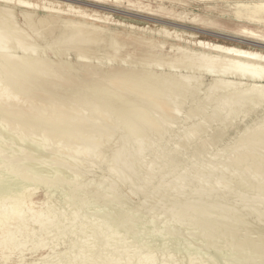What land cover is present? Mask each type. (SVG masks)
I'll return each instance as SVG.
<instances>
[{
  "label": "bare ground",
  "instance_id": "bare-ground-1",
  "mask_svg": "<svg viewBox=\"0 0 264 264\" xmlns=\"http://www.w3.org/2000/svg\"><path fill=\"white\" fill-rule=\"evenodd\" d=\"M87 1H89L91 4H95V5L102 6V7H106L108 5H114V6L128 5V6H133V7L138 8L139 11H147L150 14L162 16L163 18H169V19L178 18L184 22L198 24V25L199 24H209L212 27H216V28L219 26H222V24H220L216 21L207 19L202 14H199L197 12L188 11L187 9H184L182 11H177V9L175 7V4H178V3H183V4H187V5H190L193 3H199V4L204 5V7L208 11H210L212 14H214L215 16H220L223 19H225L226 20L225 22H227L228 24H233L235 22L236 27L233 30L235 33V36H233V37L235 39H238L239 41H242V42H248L254 46H260V47L264 48V0H87ZM45 3L50 4V6H46V4L41 6L38 2L36 3V2H33L32 0H0V123L2 124L1 126H3L2 128H5V130H6L4 132V135L6 137H8V138H6L7 140L15 137L12 140V141H15L16 137H17V140H19L18 142L21 141L19 144L24 143L23 145H26L25 149H23V147L21 149H19L16 146V148H18V151L20 152L19 153V152L12 151L13 148L15 147L14 146L15 143H18V142L15 141V143L13 142V144L8 142V145H6L7 147H5V148H8V147L12 148L14 146L12 148V150H10V151H12V153L14 152L15 154L11 155V154H8L10 151L4 148L5 144H7V142L6 143L2 142V143H4V146L1 149H4V150H2V152L0 151L2 153V154L0 153L2 155V157H0V158L2 159L3 156L4 157L6 156V154H8L7 155L8 158H9V156H11L9 159L7 158L6 161H5L6 158L2 159V160L11 169V172H13L16 175L14 179L22 182V185L19 187H16V188H12L11 191H8L5 199L3 200L2 204L0 205V228H1L0 249L8 248L10 250L12 247H14L15 242H17V241H15L16 235L13 231V224L18 222L22 226L25 225L24 221L26 219H28L25 217L26 212H28L30 215L29 216L27 213L28 217H30L31 219L34 218L35 221H37L38 218L44 212V210H42V209L37 210L35 208V205H34L35 202H34L33 197L36 194V190L38 192V186L39 187L41 185L47 186V188L50 187V189L53 188L54 186H57L59 189H61L58 185L59 182H64V181L65 182L66 181L67 182H69V181L73 182V181L77 180L74 177L75 176L77 177L81 172L86 170L85 168H87V172L89 171V173H90V170H88V168H89L88 166H91V165H89V164L87 165V162L86 163H83V162L90 160L89 162L91 163L92 162L91 160H93V159H95V161L97 159L99 162L100 161L110 162L109 163L110 168H107V169L111 170L110 172L113 171V174L111 173V175L115 176L118 174V176H116V178L119 179L121 177V179L125 180L122 182L127 184L126 181L131 180L130 175H132V173H133V175L136 174L135 173L136 169L134 168V167H136L135 165H138L139 163H140V165H142V162H140L139 159H134V157L138 158L140 155L143 156V153L145 152V150L147 152V150H149L151 148L150 151H152L153 147L155 150L156 145H159L162 141L164 142L163 139H165L167 133L170 131L171 124L172 123L174 124L173 120L174 119L176 120L177 115H179L182 112L181 111L180 113H178L180 111V107H183L182 105L184 104L185 98H187V95L189 93L193 92L194 89L198 88V86L196 87L194 85V83L192 82L194 80V78H196L197 76L193 75L194 78L192 79V77H191L192 75L187 76V75H183L182 73H181L182 75H179V74H176V73L174 74L171 72H169V73L157 72L156 70L151 68L152 65H155V66L158 65L157 67L160 68L159 66H161V64L165 63V64H169V68H170V67H175V65L178 63H181V64L184 63V65L180 64L181 66H185V63H187V65H191L193 67L197 66V69H198V67H201V69H202V67H204L207 71L210 72V74L217 76L213 80V82L211 83V86L208 87L209 91L212 92V94L209 92L210 95L208 94L209 96L207 95L208 98L206 99L207 100L206 102H209V103L212 102V104H213V102L216 103V106L214 107L212 114L208 116V119L211 121H213V119H215L216 121H219V119H216V118L220 116L219 118L223 117V119L224 120L226 119V122H227L229 117L231 119L233 117V116H226V115H229V112L233 115L235 114L238 116V113L236 114L234 112L236 110H237V112L242 110L240 107L247 106V108L249 107L251 109V108L255 107L256 105H258L262 102L264 103V51H262V50L246 48V47H242V46H238V45H228V44H223V43H219V42H212V41H208V40L198 39V40H195L192 44L199 46L200 48H202V50H195V49L191 48L190 45L184 46L181 44H170L171 51L174 50L177 53L174 54L173 56L166 57L164 55V53H162V52L151 53L152 49L155 47H159L160 49L165 48L166 43L161 42V41H156L153 38H147L143 33H139L140 30H145L146 26H141V25L129 23L130 28H133L134 30L125 34V33H121L120 31H117L115 29H111L110 27L104 26L102 24H98L97 21L103 22V20H100L102 17L99 16L97 13L91 14L81 7H76L75 5H73L71 3H67L69 11H73V12L77 13L78 16H80V18H82V19L66 18L63 15L64 11L62 10V8L56 7L55 3L59 4L60 3L59 1L54 2L52 0H45ZM167 3L171 6L167 5ZM91 4H89V5H91ZM153 4L154 5L156 4V8H153ZM98 6H96V7H98ZM41 7H43L44 9L47 7L48 9L46 8V10H49V12L40 15L38 9H40ZM18 8H20V12L17 11ZM98 8H100V7H98ZM126 14H127V12H126ZM132 15H134V14H132ZM137 16H139V15H137ZM20 17L24 21L22 25L20 23ZM109 18L110 17H105V19H109ZM90 20H92V21H90ZM116 22L120 23L119 21H116ZM180 27H181V25H180ZM224 27L228 28L227 26H224ZM57 30H59V33L55 38H52V40H49L44 35V34H49V33L51 34L52 32H55ZM147 30L149 32H153L152 28H149ZM159 33H167L170 36L176 37L180 42L186 41V39L183 38V36L177 30L171 32V31H168L166 29H162L159 31ZM159 33H157V34H159ZM34 35L41 36V37L43 36L46 39L45 40L42 37L45 40L44 44H42L41 42L36 40ZM120 35H123V37H125L124 40H126L128 42L132 41L133 43H135L139 46L140 49L138 50L137 54L129 53V54H127V56H119V54H117V52L119 50L118 49L119 45L121 43H119L115 38L117 36H120ZM222 37H223V35H222ZM101 41L106 42L104 44L105 46L110 47L112 49L114 48L115 52L113 54L110 53L107 55V57L106 56L105 57L109 61H117L118 62L117 67L107 68V67L103 66L102 65L103 62L101 60L102 56L101 57L98 56L100 63H99L98 59H96L99 64H93V63L90 64V63L80 62V61L73 62V61L68 60L69 57L68 58L65 57L66 53H68V52L70 53L71 50L72 51L74 50L76 52L77 56L79 58H83V59L94 58V57H97V55H102L103 54L102 52L104 49L102 46H100ZM47 50L53 51L54 52L53 54H55L56 57L52 58L47 53ZM116 50H117V52H116ZM145 50L149 53V55L146 58L147 61L142 62V63H140L138 61L140 63V65H138L136 63H132V57L134 55H137V56L141 55ZM133 61H135V60H133ZM125 63L127 64L126 66L124 65ZM180 65L175 67V68L176 69H180V68L182 69L183 67H180ZM191 66L190 67L188 66L189 69L191 68ZM178 67H180V68H178ZM161 68L163 69V66H161ZM186 68H184V69H186ZM204 68L202 70H205ZM189 69H188V71H189ZM173 70H174V68H173ZM195 70H191V71H195ZM199 71H201L200 68L198 69V73H199ZM204 73H206V72H204ZM201 76L198 77L197 81H201L200 80ZM197 81H195V84L197 83ZM198 84H200V83H198ZM202 84H204V83H201V85ZM201 87L198 89L201 90ZM208 88H206V89H208ZM198 89H197V91H198ZM210 89L213 91H211ZM218 90L219 91L223 90V91L221 93H217ZM197 91H194V92L197 93ZM193 95H195V94H193ZM204 95H206V94H204ZM192 97L193 96L191 95V98ZM205 98H206V96L203 99H205ZM198 101H199V99H198ZM194 104H195V102H194ZM195 105H196L195 107H193L190 111H188V112H190V114L188 113V115H187V116L193 115L192 117L194 118V120H195V118L199 117L197 114L202 112V108H203L202 106L203 105L205 106L206 104H205V102L204 103L201 102V103H198ZM210 105H211V103H210ZM208 107L210 108L209 105H208ZM208 107H207V109H208ZM244 109L246 110L245 107H244ZM224 111L225 112L227 111L228 114L224 115L223 114ZM206 112L208 113L209 110H206ZM207 113H204L205 116L208 115ZM185 114H187V113H185ZM185 114H184V116H185ZM194 115H197V116L194 117ZM244 116L246 117V115H244ZM177 118H179V117H177ZM189 118H191V117H189ZM189 118L188 117L186 118V116H185V119L186 120L188 119L187 121H189ZM205 118L206 117H204V119ZM197 119H199V118H197ZM208 119H206L205 121H202V122H201V120H200V122L197 120L198 122L195 124L193 123L194 125H192L188 130L185 128V130H187V131L185 133L183 132L185 135L184 138H188V139H186L188 141H189V139H191V140L195 139V141H198V143L200 140L201 145H205L206 140L204 141L202 139L201 133H202V131L204 133V130L206 131V128H207L206 126H208V125L212 126V122H211V124H209L210 121ZM182 120L183 119H181V121ZM221 120H222V118H221ZM233 120H231L232 123H233ZM260 120H263V118ZM214 122L215 121H213V123ZM226 122L224 121L223 123L225 124ZM258 122H261V121H258ZM186 123H188V122H185V124ZM221 123H219V124H221ZM216 124H217V122H216ZM262 124H263V122H262ZM177 125H178V123H177ZM174 126L176 127V124ZM225 126L226 125H224V127ZM253 127H255V128L251 127L252 129H246L244 132L242 131L243 133L241 136H239L238 140L233 141L234 144L231 145L232 147L229 146L230 150L227 149L228 151H230V153L227 151L228 152L227 154H231V152H232L231 155H227V156H229V159L230 158L232 159V162L229 163L228 157L226 155H224V156L227 157L226 159H227L228 165H230V164L232 165V163H233V165H235V168H237V169H239V168L242 169L243 166H245V168L243 169L245 171L253 168L254 171H252V173H250V174L254 175V178H255V176H256V178H258V177L263 178V176H264V124L263 125L260 124V126H258V124H257V127L256 126H253ZM217 129H220V128L217 127ZM0 130H2V129H0ZM207 130H209V129H207ZM210 130H212V129H210ZM182 131H184V130H182ZM182 131L180 129L179 132L182 133ZM170 132H172V130ZM221 133L222 132H217V134L212 139V143L221 140L222 135H223ZM0 135H2V133ZM4 135H3V137H4ZM212 135H213V132H212ZM176 137L178 138L177 134H176ZM1 138H2V136H1ZM179 138H181V137L179 136ZM184 138H182V139L184 140ZM232 138H235V135ZM170 139H172V138H170ZM3 140H4V138H2V141ZM170 141H168V142H170ZM172 142H170V144ZM185 142H187V141L184 140V144H185ZM9 143L12 144L13 146L12 147L9 146ZM129 143L132 144L130 149L127 148V145ZM178 144H180V143H178ZM184 144L180 145L181 149H183V150L186 149V148H182L183 146L185 147L186 144L185 145ZM167 145H168V143H167ZM176 146H178V145L176 144ZM164 147H168V146L164 145ZM174 147H175V145H174ZM179 147H177L178 149L175 148V151L171 152L170 154L168 152L169 156L167 157V160L169 159L167 164H169V162L171 161L173 164L170 162L171 163L170 166L174 165L173 169H175V170L181 164L180 160L178 159L179 153L181 152ZM223 147H227V146H223ZM160 148H161V146H160ZM165 149L167 150V148H165ZM165 149H163V150H165ZM5 150L7 152L8 151L9 152L4 153V152H6ZM157 150H159V148ZM166 150H165V152H166ZM219 150H221V149H219ZM210 151H211L210 153L213 152L212 150H210ZM222 151L226 152V150H223V149H222ZM159 152H160V150H159ZM221 152H219V153L221 154ZM155 153L157 154V152H155ZM196 153H199V152L196 151ZM149 154H153V153H149ZM64 155H67L68 158L70 157L69 158L70 160L72 158V161H73V159H74V161H76V160L80 161V159H81V161L83 160L82 162H79V165H76V166L80 167L82 165V168L84 167L83 168L84 170L80 171L82 169L81 167H80L81 168L80 170H79V167L77 169H75L76 167H74V169L76 171L71 170L73 167L70 169L71 166L69 167L67 165H71L72 161H69L68 158L66 159V157ZM158 155H157V157H158ZM142 156H140V157H142ZM163 156L164 157H162V158H164V160H166V158H165L166 155H163ZM208 156L210 157V155H208ZM214 156L216 158V159L214 158V161L217 160V158L219 160L220 155H218L219 157H216V153H215ZM221 156L223 157V154ZM184 157H186V156L184 155ZM48 158H51L50 160L53 163L52 164L50 163V164L52 166H49L50 164L49 165L47 164L50 162ZM203 158H204V155H203ZM44 159H48L49 162L46 163L45 161H47V160H44ZM65 159H66V162H65ZM144 159H146V158L144 157ZM144 159L142 158V161ZM158 159L157 160L154 159V161L152 159L151 161H153L154 163L155 162L157 163L158 161L163 160V159L162 160H158ZM212 159H213V156H212ZM212 159H211V161H212ZM67 160L69 161V164H67ZM147 160H149V158ZM204 160H206L208 163L209 159H204ZM36 161L39 164H36L35 163ZM78 161H76L77 164H78ZM220 161H222V163L225 162V161L223 162V158ZM137 162H138V164H136ZM145 162H143V164H145ZM190 162H192V160ZM212 162H210L211 164L210 163L209 164L213 165ZM75 163H73L72 166H75ZM80 163H81V165H80ZM160 163L161 162L158 163L159 164L158 166L162 165ZM186 163H188V162H186ZM198 163H199V161H198ZM207 163H206V165H207ZM93 164L94 163H92V166H93ZM103 164H104V162H103ZM155 164H151V165H155ZM192 164L194 165V163H192ZM201 164H202V162H201ZM215 164H217V162H215ZM83 165H85V166H83ZM140 165H138L137 167H140ZM193 165L191 167L190 166L189 167L192 169ZM217 165H219V164H217ZM224 165H226V164H224ZM231 165L229 166L230 169L233 168V166L231 168ZM92 166H91V168H92ZM116 166H118V167H116ZM142 166H145V165H142ZM149 166L150 165H148L147 167L149 168ZM163 166H164V164H163ZM196 166H198V165H196ZM202 166H203V164H202ZM220 166L221 165H219V167ZM145 167H142V168H145ZM185 167H188V166H185ZM206 167H209V166H206ZM213 167H209V168H213ZM229 167H227V169ZM146 168H145V170H146ZM151 168H153V167H151ZM154 168H156V167H154ZM158 168L159 167H157L156 171L159 172L160 168L159 169ZM164 168L168 169L167 167H164ZM92 169H91V171L94 170V169L93 170ZM122 169H124L128 173H126V172L120 173V170H122ZM204 169L207 170L208 168H204ZM213 169L212 170L210 169L212 171V174L211 173L210 174L215 179V177H214L215 174L213 175V171H215V173H216L217 170H213ZM219 169L217 172H219ZM225 169L226 168H224L223 171ZM237 169H235V170H237ZM77 170H79L80 172L79 171L77 172ZM140 170L143 171L144 169L143 170L140 169ZM151 170H153V169H151ZM175 170H174V172H175ZM201 170H200V172H201ZM177 171H180V168ZM195 171H194V173H195ZM242 171H235V172H237V173L240 172V175H242L240 177L242 178L243 174H244V173L241 174ZM87 172H85V173H87ZM114 172H115V175H114ZM136 172L138 174V171H136ZM143 172L149 173V171H147V172L143 171ZM174 172L173 173L170 172L169 174H171V175L167 174V176H172V174H174ZM182 172L184 173V170ZM190 172L191 171H189L188 173L190 174ZM203 172H201L202 175H203ZM207 172H209V171H207ZM225 172H226V175L230 174L229 171L225 170L223 173H225ZM230 172H232V170ZM249 172H251V171H249ZM249 172H247V173L249 174ZM92 173H94V172H92ZM157 173L155 172V174H157ZM72 174H75V175L73 176ZM137 174L134 177H137L138 176ZM177 174H178V172H177ZM207 174L208 173H206L205 177L210 176V174L209 175H207ZM216 174L218 175V176H216L218 178L220 176V173L219 174L216 173ZM232 174L233 173H231V175ZM71 175L73 176V178L75 180L73 179V181H71V179H72ZM133 175H132V178H133ZM142 175H141V177H143ZM174 175H176V174H174ZM183 175H180V176L182 177ZM186 175L182 177L183 179L179 178V179H182V180H179V181H182V184H183V181H184V178L186 177ZM202 175L199 174L198 176H196V178H198ZM226 175L225 176L223 175V176L226 177ZM228 175H227V181H229ZM245 175H246V173L244 174V177H245ZM147 176L151 177L150 174H147ZM162 176L166 177V174H164ZM162 176H161V179L162 178L164 179V177H162ZM178 176H176L177 180H178V178H177ZM233 176L234 175H232V177L229 178V179H231V181L234 179L237 181L236 178H238V179L240 178L237 175L235 177H233ZM246 176H248V175H246ZM145 177H146V175L143 178H141L142 179L141 182H143V179ZM149 177H147V178L149 179ZM152 177H153V174H152ZM194 177L195 176H193L191 178V176H190L189 178L193 179ZM224 177L221 178L222 181H223V179H226ZM77 178H79V177H77ZM94 178L96 179V177H94ZM107 178L108 177H106V180L104 179V183H106ZM112 178H115V177H112ZM138 178L140 179V175ZM138 178H136V179H138ZM147 178L145 180H147ZM154 178H156V177H154ZM173 178H172V180H170L171 182H173ZM189 178L187 175V178H185V179H189ZM201 178H203V177H201ZM207 178H209V177H207ZM207 178H204V180L205 179L207 180ZM217 178L215 181L218 180ZM232 178H234V179H232ZM262 178H261V180L257 179L258 180L257 182L260 181L261 185H262ZM168 179H169V177H168ZM176 179H174V180L176 181ZM249 179L251 180V177L250 178L248 177L247 180H249ZM253 179H252V181H254L253 183H255L256 180H253ZM140 180L139 181L137 180L139 182V184L141 183ZM199 180L201 181L200 178H199ZM209 180H208L209 184H211L213 179L209 178ZM241 180L244 181L243 179H241ZM241 180L239 179V181H240V182L238 181L239 184L240 183L242 184ZM110 181L114 182L115 180L114 181L110 180ZM133 181H134V178H133ZM133 181L132 182L129 181V184L133 183ZM137 181L135 182L136 184L138 183ZM170 181L168 180L169 185L170 184L172 185V183H170ZM185 181L187 182L188 180H185ZM197 181L198 180H196V182ZM222 181L219 179L215 183L216 184L218 183L220 185H221V183H223V185L224 184L226 185V181L225 180H224V182H222ZM236 181L235 182L233 181V183H235V185H237ZM102 182H103V178H102ZM147 182H150V181L148 180L145 183L147 184ZM159 182H160V180H159ZM161 182H166V181L163 180ZM186 182H185V184H186ZM193 182H194V180H193ZM203 182L204 181L202 179L201 185L197 183V186L202 187V184H205V185L207 184V183H205V182L203 183ZM248 182H246V184ZM251 182H249V186L244 185L242 187L243 188L248 187V189H249ZM135 183H133L131 185H134ZM177 183H178V181H177ZM190 183H192V181ZM229 183H230V181L227 183V185ZM233 183H231V184H233ZM256 183H255V185H256ZM114 184H116V182H114ZM139 184H137V185H139ZM161 184H163V186H165L164 184H166V183H161ZM182 184L179 183V185H182ZM239 184H238V186L240 187ZM32 185L35 186L33 189H32V187H33ZM157 185H159V184H157ZM169 185H167L168 186L167 188H166V186L163 187V190H164V188H166L165 189V191H166L169 188ZM179 185H177V186L175 185L176 186L175 187L176 189H174L175 191L178 189L177 187H179V188L181 187ZM190 185L191 184H189V186ZM213 185H214V182H213ZM213 185H211L212 188H213ZM223 185H222V187L225 188V185L224 186ZM261 185H259L260 191H261V189L262 190L264 189L263 185L261 188ZM146 186L148 187L149 185H146ZM189 186L187 185V186H183V187H188L187 189L192 188V187L189 188ZM195 186H194V188H195ZM207 186H208V184L206 185V187ZM238 186H237V188H238ZM252 186H253V184H252ZM161 187H162V185H161ZM171 187H173V186H171ZM171 187H170V189H173ZM198 187H196V189ZM206 187L205 188L199 187L200 189H198V190L201 191V190L205 189L206 191H208V189H206ZM218 187L220 189V186H218ZM227 187L231 188V185L226 186L225 189H227ZM194 188H192V189L195 191L196 189H194ZM212 188H211L212 192L217 189V188L215 189V187H214L213 189H215V190H213ZM235 188H233V189H235ZM256 188L259 191L258 186ZM256 188H255V190H256ZM150 189L151 188H149V190ZM159 189H160V187H159ZM159 189L156 190V188H155V191H157L158 193L159 192L163 193L162 191H158ZM180 189L182 190V188H180ZM219 189H217L218 191H216L215 193L216 194L220 193V195H221L220 191L222 189H220V190ZM244 189H241V191ZM248 189H245V190H248ZM179 190L177 192H179ZM229 190H230L229 193H233V191H234L233 190L231 192V189H229ZM235 190L237 192V189H235ZM255 190H253V191H255ZM61 191H62V189H61ZM63 191H65V190L63 189ZM63 191H62V193H63ZM153 191H154V188H153ZM175 191H173V192L175 193ZM203 191H202V193H203ZM206 191H204V192L206 193ZM211 191H209V192H211ZM223 191H222V194L224 193ZM225 191H227V190H225ZM238 191H240V190H238ZM249 191H251V189H249ZM260 191L256 192V193H261L264 190L261 192ZM157 192H155V193H157ZM182 192H183V190H182ZM182 192H181V194H183L184 192L186 193V191H184L183 193ZM187 192H188V190H187ZM190 192H189V197H190V195H192ZM196 192H198L200 194L199 191H196ZM242 192H244V194H246V193L248 194V192H246V193H245V191H242ZM150 193H152V192H150ZM171 193H172V191H170V194ZM179 193H178V195H179ZM185 193L183 194V196L185 195ZM198 193H194L195 195L193 194V196H196ZM229 193H226V196L229 195ZM253 193L251 194V192H250V194H251L250 196H252ZM166 194H167L166 192H164L163 195L160 194L161 197H159V198H162L164 196L163 197L164 201H167L168 199L167 200H165V199L168 198L170 195L168 193V196L166 197ZM175 194H177V193H175ZM181 194L178 197L173 195V194H171V195L179 198L182 196ZM186 194H188V193H186ZM208 194H211V196H206L205 201L210 203L211 197H213L212 196L213 193H208ZM237 194H233V195L230 194V196H228V197L230 198L232 196L231 198H235V200H240V199L245 200L244 198L249 197V196H246V197L243 196V198L239 197V196L235 197V195H237ZM242 194L243 193H241V195ZM202 195L203 194L200 195L201 198H199L200 197L199 195L196 197L199 199H204V197L202 198ZM109 196H111V195H109ZM193 196H191V197H193ZM216 196H218V194ZM104 197L108 200V197H106V196H104ZM171 197H169V198H171ZM174 197H173V199L175 200V202L176 201L179 202L180 199L176 200V198H174ZM187 197L188 196L186 195L185 198H187ZM209 197H210V199L208 201L207 198H209ZM220 197L222 200V195ZM238 197L240 199H238ZM256 197H259V196H256ZM159 198L156 199V201L159 200ZM181 198H183V197H181ZM185 198H184V200H185ZM193 198H195V197H193ZM197 198H195L196 201H197ZM223 198L226 199L224 194H223ZM259 198H257V199H259ZM173 199L171 201H173V204H174L175 202ZM228 200L229 199H227V201ZM259 200H261V199H259ZM51 201H53V200H51ZM104 201H106V200L104 199ZM110 201H113V200H110ZM161 201H160V203L159 202L158 203L161 204ZM171 201H170V205H171ZM187 201H184V202L187 204L191 202L193 204L192 200L190 202H187ZM203 201L199 202V204H197V203L193 204V205L189 204L190 206L183 202V204L187 205V207H185V205L183 207L182 206L183 204H181V205L179 204V203H182L180 200L179 203L178 202H176L177 204L175 203L176 206L177 205L179 206L178 208H176L175 205L171 206V208L174 207V209H176L175 213L173 212V210H174L173 208L171 209V208H167V207L166 208L168 209L169 213H168V211H165V210L163 211L162 207H160L161 208L160 210H162L163 213H161V211H159V212H160V214H164V212H165L166 218L168 216V218H167L168 220H169V218L173 219V217H175V216L178 217V220L174 219V222L172 219H171V221L169 220V223H172V222L175 223V220H176V222H177L176 225H180L183 221L182 220L183 218L184 219H185V217L189 218L188 215H191V214L196 215L197 214V216H198L197 219L193 217L194 219H196V220L193 219V221H195L197 224H199V226L202 225L203 226L202 228H204L206 233L209 231L205 228L211 229L212 234H213V232L216 233L217 231L212 232V229L214 230L215 228L218 227V223L219 224L221 223L222 224L221 225L222 226V228H221L222 233L231 234L228 236L229 238H230V236L237 238L234 235L238 236V234H239L237 232V230L239 231L238 228L241 227V229L243 230L244 224L247 223V225H245V226L247 229H249L250 233H248V230H247L246 235H244L245 233L243 234V236L239 234L240 237L237 240H235L233 238L234 241L232 240L233 243H232V245H230L232 247V249H230V247H229V250L226 248V250H228V251H226V250L222 251V248L224 249V246L220 250V246L218 247L217 246L218 244L216 245V243L218 242V239H221V237L218 238V236H217V238H218L217 242L215 241V243H214V241H213L214 236L212 235L213 239L212 238H210V239H212V241H213L212 243L216 245V246L214 245L216 247V248L214 247V249H216L215 250L216 253H214V254L219 256L220 258L224 259L226 261V264H264V228H263L264 224H262L263 223L262 222L263 215L260 214L261 209L259 211L260 207L264 208V205L260 206V205H262L263 202L259 201L260 207H258V208H254L257 206L253 207L256 211L258 210L257 213L259 212V214H260V216H259V214L257 216L262 217L259 220L262 222L261 224L263 225V227H262V225L261 226L259 225L260 227L258 229L260 231V234H255L253 231H251V228H252V224L256 223L257 220L256 221L250 220L251 222L254 221L252 224H250L251 222L248 223V221H247L248 219H251L252 217H254V215L256 216V214H257L255 212L254 215L251 216V214H253V211H251V210H254L252 207H250V208H252L251 210L249 209V207H246L250 211L245 209L244 208L245 203L243 202L244 205L242 203L241 206L243 205V208L245 210L249 211V212H246L244 209H242V207L235 209V207H233L234 205L231 204L232 203L231 202L230 203L231 204L230 209L233 208L236 211V210L241 208L240 210L246 212L245 214L251 213V214H248L250 216L249 218L247 217L248 215H246V216H244L245 214L240 215L239 219H242V217L244 216L245 220H246V217H247V220H246L247 222L244 221V218L242 220H236V222H234V223L231 221L228 222L229 220H227V219H228L229 215L227 214V218L225 216V214L228 212L224 213V208L222 206L223 209L221 207L220 208L222 209V213H223V216L225 217V220H224V217L221 215L222 214L221 213L220 216L223 217V219H222L223 222H220L221 217L220 218L218 217L220 220L218 223H216L217 222L216 219H218V218L215 217L214 218L215 220H214L212 218L213 216H212L211 212L214 211V208H215V210H217L218 206L216 207V205H218V203L216 201H218V199H216V201L214 200L216 202V204L215 203L212 204L215 206H211V207H210V204L207 207V205H205L206 202L204 201V204H203L202 203ZM232 201H233V199H232ZM249 201H252V200H249ZM154 202H155V198H154ZM221 202H220V204H221ZM248 202H246V203L248 204ZM256 202H258V201H256ZM256 202H253V203H256ZM48 203H49V201H48ZM167 203H169V202L167 201ZM167 203L164 205H167ZM200 203H202V204H200ZM211 203H212V201H211ZM226 203L228 204V202H226ZM226 203L224 205L229 208L230 205L228 206ZM234 203H235V201H234ZM239 204H240V202H239ZM161 205H163V203ZM252 205H255V204H252ZM252 205H250V206H252ZM53 206H55V205H53ZM89 206L92 208L93 205L91 206L89 204ZM96 206L97 205H94L93 207L95 208ZM238 206L239 205L237 204L236 207H238ZM49 207H50V205H49ZM228 208H225V209L231 211ZM123 209L121 208V210H120L118 208V210H114V212H112L113 211L112 210L111 214H109L110 220H107V221H103L101 219L99 222L100 215L95 214V216L99 215V217L96 216L99 219L98 220L96 219L97 220L96 222L94 221L95 225L93 227L94 228L93 229L94 235L96 234L95 237L98 239L97 243L100 242L101 240H103L102 242H106V244H107L106 240H108L110 235H112V232H113L112 229L113 228L115 229V230L113 229L114 232H116V230H117L116 233H118L119 231L127 232V230H128L127 233L130 234L131 232L134 231L133 226L135 227V225L132 223V221L134 219H131L129 217L132 213L128 212L130 215H127V214L121 212V211H123ZM169 209L172 210L171 212H173V213H171ZM211 209H213V211ZM221 209H219V210H221ZM56 210H59V207L56 208ZM64 210L65 209H63V210L61 209V211H63V212L67 211V210L66 211H64ZM89 210H91V209L89 208ZM158 210L159 209L156 210L157 213H159ZM61 211L58 212V214H61ZM238 211H236L237 214H238ZM262 211H264V210H262ZM51 212H54V210ZM78 212H77V214H80V212L79 213ZM166 212L169 215L170 214L171 215L175 214V215H172L173 217L172 216L169 217V215ZM186 212H191V214L186 213ZM193 212H195V213H193ZM219 212H218V214H219ZM231 212H233V211H231ZM66 213L68 216V212H66ZM82 213L84 215V212H82ZM49 214H50V212H49ZM58 214H56V212H55V215L58 216ZM160 214H157V216ZM218 214H217V212H214L213 215L218 216ZM229 214H230V212H229ZM232 214L234 215V213H232ZM241 214H243V212H241ZM50 215L53 216V213ZM76 215H75V217H76ZM80 215H82V214H80ZM91 215H93V214H91ZM210 215L212 217H210ZM52 216H51V218H52ZM160 216H159L160 219H164V221H166L164 218L165 215L162 217H160ZM238 216H239V214H238ZM238 216L235 215L236 218H233L234 221H235V219H238ZM46 217H48V216H46ZM46 217H45V219H46L45 221L47 223H45V225L43 224L44 226H41L42 223L40 224V226L42 227L41 232H44L45 231L44 228H47L45 226L49 224ZM87 217H88V215L86 217H83V219L84 218L87 219ZM132 217H134V216H132ZM49 218H50V216H49ZM62 218L64 219V217H62ZM77 218L78 217H76V219ZM92 218H93L92 216L88 217V219H92ZM256 218L258 219V217H256ZM54 219H55V217H54ZM85 219L84 220L80 219L82 221L83 225H84V223H86ZM88 219L86 221H89ZM189 219H186V220L190 221L192 218L190 220ZM60 220H61V218H60ZM60 220H59V223H60ZM78 220H79V218L77 219V223H78ZM129 220L131 221V223L129 222ZM186 220H184V221H186ZM230 220H232V219H230ZM29 221H30V219H29ZM54 221H52V222H54ZM73 221L71 223L69 221V225H71L73 223ZM81 221H80V223H81ZM238 221H240V223H241L239 225V227H238V225L236 226ZM260 221H258V223ZM55 222L58 223V219ZM178 222H181V223H178ZM64 223H66V222L64 221ZM74 223L76 225L79 224V223L77 224L76 221ZM87 223L85 225H87ZM187 223L188 222H186V224ZM33 224H35V223H33ZM60 224H62V226H63L62 221ZM75 224H74V227H76ZM162 224H163V228H164V225L166 223L164 222ZM184 224H185V222H184ZM51 225H52V223H51ZM51 225L49 224L50 228H52ZM64 225H66V224H64ZM79 225L81 226L82 224H79ZM248 225H250L251 227ZM49 226H48V228H49ZM71 226L69 227L70 230L72 229ZM87 226H89V224ZM159 226H160V224L159 225L157 224V228L160 229V227H161V229H162V226H160V227ZM169 226H172V224H170ZM173 226H175V225H173ZM190 226H192V225L190 224ZM194 226H192V227L194 228ZM199 226L198 227L196 226V228L200 229ZM221 226L219 225V227H221ZM23 227L25 228V226H23ZM78 227H76V228H78ZM123 227H124V230L126 229L125 231L119 230ZM175 227H178V226H175ZM181 227H183V226H180V229L179 228L178 229L181 230ZM55 228H57V226ZM140 228H142V227H140ZM185 228H187V225L185 226ZM189 228L191 229V227H189ZM246 228L244 227V229H246ZM42 229H44V230L42 231ZM58 229H62V228L58 227L57 230ZM165 229L169 230L168 228H165ZM175 229H177V228H175ZM219 229H217L218 230L217 234H219V231L221 232V230H219ZM73 230L76 231L78 229L73 228ZM79 230H80V228H79ZM130 230H131V232H129ZM163 230L164 229H162L161 232ZM224 230L226 232H223ZM242 230H240V231L242 232ZM54 231H56V230H54ZM60 231H63V229ZM110 231H112L111 234H109ZM194 231H195V228L193 230V233H194ZM197 231H200V230H197ZM32 232H33V230H32ZM41 232H39V233H41ZM46 232H47V234L49 233V231H47V230H46ZM72 232H74V231H72ZM134 232H133V234H135ZM183 232L184 231H182V233ZM202 232L203 231H200V233H202ZM205 232H203V233H205ZM236 232L238 234H235ZM22 233L23 232H21L20 234H22ZM61 233H63L61 235L63 237L66 234L65 232H61ZM67 233H68V231H67ZM69 233L71 236L73 235V234H71V232H69ZM127 233H125V234H127ZM139 233L141 234V232H139ZM190 233H192V232L189 231V234ZM196 233H198V235L200 234L199 232H196ZM189 234H184V235L189 236ZM209 234H210V232H209ZM156 235H159V234L156 233ZM161 235H164V233H162ZM198 235H196L197 238H198ZM222 235L223 234H221V236ZM112 236H111V238H113ZM203 236H204V234H203ZM206 236L209 237L211 235L206 234L205 237ZM225 236L227 237V235H225ZM121 237L122 236H120V238ZM201 237H202V235L199 236L198 241L196 240L197 243L200 242L199 240L201 239ZM226 237L223 239L225 240ZM195 238H192V239L190 238V239L195 242V240H194ZM35 239L37 240V238H35ZM40 239H42V238H40ZM66 239H67V237L66 238L64 237L63 240H66ZM126 239H128V238H126ZM202 239L204 241L207 240L205 238H202ZM231 239H232V237H231ZM215 240H216V238H215ZM80 241L82 242L83 239ZM111 241H108V242H111ZM228 241H230V239ZM37 242H38L37 244L40 243V241H37ZM205 242H202L203 244L201 242L200 243L202 245H205L204 244ZM207 242H209V240ZM210 242H209V244H211ZM219 242H221V241L219 240ZM226 242H227V240H226ZM19 243H20V241H19ZM150 243H153V242H150ZM164 243L165 242H163L164 246H161V252H163V251L167 252L168 248L171 246L170 244H166V243L164 244ZM189 243H190V241H189ZM29 244H31V243H29ZM37 244L35 243L34 246H36ZM82 244L83 243H81V245ZM230 244H231V242H230ZM17 245H18V243H17ZM109 245H111V243ZM153 245H155V244L153 243ZM183 245L184 244L182 243V246ZM190 245H191V243L189 244V246ZM220 245L222 246L223 244H220ZM23 246H24V244H23ZM75 246H76V244L74 245V247ZM78 246H80V244H78L76 247L78 248ZM179 246L181 247V245H179ZM184 246L189 247L188 243H187V245L185 244ZM192 246H193V242H192V245L190 246V248H193ZM196 246H194V247H196ZM211 246H212V244H211ZM20 247L22 248V246H20ZM25 247H27V245ZM44 247H45V245H44ZM76 247H75L74 253H76V251L78 250ZM208 247H210V245ZM15 248H17V247H15ZM18 248H19V246H18ZM183 248L184 249H183V252H181V254L184 253V251H185L187 256H189V255L192 256L191 252H193L194 250H191L189 248L191 250L190 251V250H188V248L187 249H185V247H183ZM197 248L198 247H196L195 249H197ZM217 248H219V250H217ZM34 249H35L34 252H36V249H39V247H37V248L34 247ZM103 249H104V246H103ZM132 249H134V248H132ZM165 249H167V250H165ZM169 249H171L173 251L172 252L173 254H174V252L177 253L175 251V249L174 250L172 248H169ZM198 249L200 250V247ZM148 250L150 251V253L148 252ZM151 250H153V249L152 248L147 249L144 251V253L147 251L149 254H151ZM171 250H168V253ZM212 250H213V248H212ZM73 251H71V255L73 254ZM86 251H88V250H84V252H86ZM128 251H129V253H127V254H130L131 251L130 250H128ZM198 251L196 254V258L198 257V254L200 255L202 253V252L199 253ZM81 252H82V250L79 251V253H81ZM92 252H90L92 259L93 258L97 259L96 256H99V255H97V253H99V250L97 251L96 249H94ZM123 252H122L123 255L126 254ZM20 253H22V252H20ZM66 253H68V251ZM79 253H77V254H79ZM119 253H121V252H119ZM152 253H153V251H152ZM86 254H89V253L86 252ZM102 254H104V253H102ZM122 254H121V256L123 257ZM142 254H143V252H142ZM194 254H195V252H193V255ZM203 254L204 253H202L200 255L202 257L201 258L199 257V259L203 260L204 258H206V257H203ZM205 254H209V253H205ZM244 254H245V256L246 255L247 256L244 257V261H242L241 259H242V256ZM58 255L62 256L59 253H58ZM81 255H82V253H81ZM148 255H146V256H148ZM170 255L171 254L169 253L168 257H170ZM174 255L177 257V259H179L178 258L179 255L178 256L176 254H174ZM66 256H67V254L64 255V257H66ZM70 256L67 257V259H68L67 262L70 260ZM100 256H101V254H100ZM109 256H107V257H109ZM113 256H114V254H113ZM116 256L117 257H114V258H116V260H117V258L119 256H118V254ZM77 257L78 256H75V258H77ZM84 257H86V256H84ZM87 257H88V255H87ZM122 257L120 258L121 260H122ZM142 257H140V258H142ZM189 257H187V258H189ZM207 257H208L207 258L208 262L206 264H214V263L220 264L219 260L210 256V254L207 255ZM109 258H111V257H109ZM143 258H142V262H143ZM172 258H174V256ZM194 258H195V256H194ZM99 259L101 260V258H99ZM106 259L107 258H105V260ZM133 259L134 258L132 257V260ZM172 260H173V262H171V260H170L171 264L176 262L175 261L176 259L175 260L172 259ZM187 260H189V259H187ZM194 260H191L192 263ZM78 261H79V258H77V262ZM82 261H84V260H82ZM86 261H88V260H86ZM86 261H84V262H86ZM158 261L159 260H157L155 262H158ZM162 261H164V259ZM167 261L169 262L168 258H167L166 262ZM63 262H65V260H63ZM101 262H103V261H101ZM114 262L116 263L115 259H114ZM126 262H129L128 259ZM160 262H161V260H160ZM164 262H162V263L165 264L166 262L165 263ZM53 263H55V262H53ZM53 263L51 262V264H53ZM79 263L81 264V261ZM103 263H105V262H103ZM110 263H111V261H110ZM117 263H118V261H117ZM139 263L140 262H138V264ZM146 263L148 264V262H146ZM152 263H154V261ZM189 263L190 262L188 261L187 264H189ZM47 264H49L48 261H47ZM67 264H69V263H67ZM73 264H75V262ZM84 264H86V263H84ZM91 264H93V263H91ZM95 264H97V263H95ZM98 264H99V262H98ZM122 264H124V263H122ZM128 264H130V262ZM134 264H137V262H135ZM180 264H182V263L180 262ZM196 264H198V263H196ZM201 264H202V262H201Z\"/></svg>",
  "mask_w": 264,
  "mask_h": 264
},
{
  "label": "rangeland",
  "instance_id": "rangeland-1",
  "mask_svg": "<svg viewBox=\"0 0 264 264\" xmlns=\"http://www.w3.org/2000/svg\"><path fill=\"white\" fill-rule=\"evenodd\" d=\"M33 2H38L41 6H43L44 4H46L45 3V0H32ZM52 1H54V2H57V1H59L60 3L59 4H57V3H55L56 4V7L57 8H59V7H61L62 8V10L64 11V17H66V18H75V19H82V18H80V16H78V14L77 13H75V12H73V11H69V8H68V6H67V3H71V4H73V5H75L76 7H81V8H83V9H85L86 11H88L89 13H91V14H95V13H97L99 16H101L102 18L100 19V20H103V22H98L97 21V23L98 24H102V25H104V26H107V27H110L111 29H115V30H117V31H120L121 33H129V32H131V31H133L134 29L133 28H130V26H129V23H133V24H136V25H141V26H146V31L145 30H140L139 31V33H143L147 38H153L154 40H156V41H161V42H165L166 43V47L165 48H162V49H160L159 47H155V48H153L152 49V52L151 53H158V52H162V53H164V55L166 56V57H170V56H173L174 54H176L177 52H175L174 50H172L171 51V48H170V44H181V45H184V46H187V45H190V47L191 48H193V49H195V50H202V48H200L199 46H196V45H194V44H192L195 40H198V39H203V40H208V41H212V42H219V43H223V44H228V45H238V46H242V47H246V48H252V49H257V50H262V51H264V48H262V47H260V46H254V45H252V44H250V43H248V42H242V41H239L238 39H235L233 36H235V33H234V28L236 27V23L234 22L233 24H228L227 22H225L226 20L225 19H223L222 17H220V16H215L214 14H212L210 11H208L205 7H204V5H202V4H199V3H193V4H190V5H187V4H183V3H178V4H175V7H176V9H177V11H182V10H184V9H187L188 11H192V12H197V13H199V14H202V15H204L207 19H210V20H213V21H216V22H218V23H220V24H222V26H219V27H212L211 25H209V24H193V23H188V22H184V21H181L180 19H178V18H172V19H169V18H163L162 16H157V15H155V14H150V13H148L147 11H139L138 10V8H136V7H133V6H128V5H122V6H114V5H108V6H106V7H102V6H98V5H95V4H91L89 1H87V0H52ZM83 2V3H82ZM87 3V4H86ZM89 4H91V5H89ZM167 5H169L168 3H167ZM46 6H50V4H46ZM96 6H98V7H100V8H98V7H96ZM169 6H171V5H169ZM47 8V7H46ZM46 8L44 9L43 7H41L40 9H38V11H39V14L40 15H42V14H44V13H47V12H49V10H46ZM105 8V9H104ZM109 8V9H108ZM153 8H156V4L154 5L153 4ZM48 9V8H47ZM17 11L18 12H20V8H18L17 9ZM43 11V12H42ZM118 11V12H117ZM123 11V12H122ZM66 12V13H65ZM122 12V13H121ZM126 12H127V14H126ZM19 14V13H18ZM132 14H134V15H132ZM136 14V15H135ZM137 15H139V16H137ZM141 16V17H140ZM105 17H110L109 19H105ZM146 18V19H145ZM156 20V21H155ZM90 21H92V20H90ZM108 21V22H107ZM116 21H119L120 23H117ZM163 21V22H162ZM165 21V22H164ZM23 19H21V17H20V23H21V25L23 24ZM110 22V23H109ZM117 23V24H116ZM178 24V25H177ZM176 25V26H175ZM180 25H181V27H180ZM128 26V27H127ZM224 26H227L228 28H225ZM25 27V26H24ZM149 28H152L153 29V32H149L147 29H149ZM162 29H166V30H168V31H171V32H173V31H175V30H177L182 36H183V38H185L186 39V41H179L176 37H174V36H170V35H168L167 33H159V31L160 30H162ZM203 31V32H202ZM147 32V33H146ZM58 33H59V30H57V31H55V32H52L51 34L49 33V34H44L49 40H52V38H55L57 35H58ZM157 33H159V34H157ZM167 36H166V35ZM215 34V35H214ZM151 35V36H150ZM164 35V36H163ZM221 35V36H220ZM222 35H223V37H222ZM170 36V37H169ZM34 37H35V39L36 40H38L39 42H41L42 44H44V41L46 40L43 36V38L45 39H43L41 36H37V35H34ZM40 37V38H39ZM155 37V38H154ZM124 38L125 37H123V35H120V36H117L115 39L119 42V43H121L120 45H119V50H118V52H117V50H116V52H117V54H119V56H127V54H129V53H134V54H137V52H138V50L140 49L139 48V46L137 45V44H135V43H133L132 41H126V40H124ZM48 41V40H47ZM188 41V42H187ZM190 41V42H189ZM124 44H123V43ZM106 42L105 41H101V44H100V46H102L103 47V54L102 55H97V57H94V58H85V59H83V58H79L78 56H77V54H76V52L73 50H71L70 51V53L68 52V53H66V55H65V57L66 58H68L69 57V59L68 60H70V61H73V62H77V61H80V62H86V63H93V64H99L100 63V60L98 59V56H102L101 57V60H102V65L103 66H105V67H107V68H113V67H117V65H118V62L117 61H109V60H107V55L108 54H113L114 52H115V50H114V48L112 49V48H110V47H107V46H105L104 44H105ZM126 46V47H125ZM122 47V48H121ZM110 48V49H109ZM124 48V49H123ZM168 48V49H167ZM121 49V50H120ZM47 53L52 57V58H55L56 56H55V54H53L54 52L53 51H51V50H47ZM149 55V53L145 50L141 55H139V56H137V55H134L133 57H132V63H136V64H138V65H140V63H142V62H146L147 60H146V58H147V56ZM106 56V57H105ZM71 57V58H70ZM104 57V58H103ZM96 59H98V61H99V63H98V61L96 60ZM96 60V61H95ZM133 60H135V61H133ZM140 63H139V62ZM179 65L181 64V63H178ZM178 64H176L175 65V67H177V66H179ZM125 66L127 65L126 63L124 64ZM166 65V66H165ZM181 65H184V63H182ZM180 65V67H183L182 69L180 68V67H178V68H180V69H176L175 67H170L169 68V64H165V63H163V64H161V66H163V69L161 68V66H159L160 68H158L157 66L158 65H152L151 66V68L152 69H154V70H156L157 72H167V73H169V72H171V73H176V74H179V75H187V76H190V75H192L191 77H192V79L194 78L193 77V75H195V76H197L196 78H194V80L195 81H197V79H198V77L199 76H201L199 79L201 80V81H197V83L195 84V81L193 80L192 82L194 83V85L197 87L198 86V88H200L202 85V87H201V90H199L198 88V91H197V89H194V91H197V93L196 92H191V93H189L188 95H187V98H185V100H184V104L182 105L183 107H180V111L178 112V113H180L181 111V113L179 114V115H177V117H179V118H177L176 117V120L174 121L173 119V122H174V124L172 123L171 124V126H170V131L172 130V132H168L167 133V135H166V137H165V139H163L164 140V142L162 143H160L159 145H156L155 146V150H154V147H153V149H152V151H150L151 150V148L149 149V150H147V152H146V150H145V152L143 153V156L146 158V159H144V157L142 156V155H140V156H142V157H138V158H136V157H134V159H139V161L140 162H142V165H145L146 167L148 166V165H150L149 166V168L147 167H145V166H142V165H140V163L138 164V162L136 163V164H138V165H140V167H137L138 165H135L136 167H134L136 170H135V173L137 174V172L136 171H138V176L137 177H134L135 175H133V173H132V175H133V178H134V181H133V178H132V175H130V177H131V180L133 181V183H135L137 180L139 181L141 178H143L145 175H146V177L143 179V182H141L142 181V179L140 180V184H139V182L137 183V184H139V185H137L136 183V185L134 184V185H131V184H133V183H131V184H129V181L130 182H132L131 180H129V181H126V183L127 184H125L124 182H122V181H125V180H123V179H121V177L118 179V178H116V176H118V174L117 175H115V172H114V175L115 176H113V175H111V173L113 174V171L112 172H110L111 170H108L107 168H110V166H109V163L110 162H105V161H98L97 159H96V161H95V159H93V160H91L92 162L90 163L88 160L87 161H85V162H83V163H86L87 162V165L89 164V165H91L92 166V163H94L93 164V166H92V168L94 169H92L91 168V166H88L89 168H88V170H90V173H89V171L87 172V168H85L86 170H84L83 168H82V165H81V163H80V167L82 168H80L79 166H76V165H79V162H82L81 161V159H80V161H78V160H76V161H78V164H77V162L76 161H74V159H73V161H72V158H71V160L67 157V155H64L65 157H66V159L68 158V160L69 161H72V164L71 165H67V166H71L70 167V169L71 170H75V169H77L78 167H79V170L80 171H83V172H81L77 177H79V178H77L76 176L74 177V178H76L77 180H75L74 178H73V176L75 175V174H72L71 175V181H73V179L75 180V181H73V182H59V187L62 189V191H63V189L65 190V191H63V193H62V191H61V189H59L57 186H54L53 188H51L50 189V187L49 188H47V186H38V192H37V190H36V194L34 195V197H33V199H34V202H35V208L37 209V210H40V209H42V210H44V212L42 213V215L38 218V222L37 221H35V219L34 218H30V217H28V215H29V213L28 212H26V218H28V219H26L24 222H25V225H23V226H25V228L22 226V225H20V223H18V222H16V223H14L13 224V231H14V233H15V235H16V240L15 241H17V242H15V245H14V247H12L10 250L8 249V248H3V249H0V264H44L45 262V264H47V261L49 262V264H51V262L53 263V262H55V263H53V264H67V263H69V264H73L74 262H75V264H80L79 262L81 261V264H84V263H86V264H91V263H93V264H95V263H97L98 264V262H99V264H109L110 263V261H111V263L112 264H122V263H124V264H128L129 262H130V264H134L135 262H137V264H138V262H140L139 264H147L146 262H148V264H163L162 262H166V260H167V258L169 259V262L167 263V264H171L170 263V260H171V262H173V260L172 259H176L174 262L175 263H173V264H180V262L182 263V264H187V262L189 261L190 263L189 264H191L192 263V261L191 260H194L195 258H196V254H197V251L199 250L198 248L200 247V250L198 251L199 253H204L203 254V257H206V258H204L203 260H201V259H199V257L201 258L202 256H200L199 254H198V259L196 260H194L193 261V263L192 264H196V263H198V264H201V262H202V264H206L208 261H207V255H209L210 254V256H212V257H214V258H216V259H218L219 260V263L220 264H226V261L224 260V259H222V258H220L219 256H217V255H215L214 253H216V249H214V247L217 245L218 247L220 246V250H221V248L224 246V249L222 248V251L223 250H226V248L229 250V247H230V249H232V247L230 246V245H232V240L234 241V239L235 240H237L239 237H240V235H242L243 236V234L244 235H246V232H247V230H248V233H250L249 232V229H247L246 228V226L245 225H247V223H245L244 224V227L246 228V229H244V227H243V230L241 229V227L240 228H238L239 229V231L237 230V232L240 234H238L237 232L235 233V234H238V236L237 235H234V236H236L237 238H234L233 236H230V238L228 237L229 235H231V234H228V233H222V230H221V228H222V224L220 223H218L219 222V220H220V222H223L222 221V219H223V213H222V209L224 208V213H226V212H228V213H226L225 214V216H226V218H227V214L229 215L228 216V219L227 220H229L228 222H236V220H242L243 218H244V221H246L247 220V217L249 218L250 216L248 215V214H251V213H247V214H245L246 212H249L254 206H257V207H254V208H258V207H260V206H263L264 205V189L262 190L261 189V191H263V192H261L260 191V186L259 185H261V182L259 183V182H257L258 180L257 179H260L261 180V178L260 177H258V178H256V176H255V178H254V175H251L250 173H252V171H254V169L252 168V169H250V170H246L247 172H249V171H251V172H249V174L245 171V170H243L244 168H245V166H243V168L242 169H237V168H235V165H233V163H232V165H231V168H232V166H233V168L232 169H230V165H228V162L230 163V162H232V159L230 158L229 159V156H227V155H231L232 154V152H231V154H227L228 152L230 153V151H228V150H230V147H232L231 145H233L234 144V140H238V138H239V136H241L242 135V133L246 130V129H252V128H255V127H253V126H256L257 127V124H258V126H260V124L261 125H263L264 124V103L262 102V103H260V104H258V105H256L255 107H253V108H247V106H242V107H240L242 110H240L239 112H237V110L234 112V113H238V116L237 115H233V114H231L230 112H229V115H226V114H228L227 113V111L225 112H223V114L224 115H226V116H233L232 117V119L229 117L228 118V120H227V122H226V119L224 120L223 119V117H221L222 118V120H221V118H219V117H217L216 119H219V121H216L215 119H213V121H215L214 123H213V121H211V120H209L208 119V116L209 115H211L212 114V112H213V109H214V107L216 106V103L215 102H213V104H212V102H210L211 103V105H210V103L209 102H206L207 100V95L209 94L210 95V93L212 94V92H210L209 91V88L208 87H210L211 86V83L213 82V80L217 77V76H215V75H212V74H210V72L209 71H207L204 67H202V69L204 68L205 70H202L201 69V67H198V69L200 68V70L201 71H199V73H198V69H197V66H191V65H187V63H185V66L187 67H185V66H181ZM191 66V68L189 69V67ZM196 67V68H195ZM173 68H174V70H173ZM184 68H186V69H184ZM193 68V69H192ZM188 69H189V71H188ZM196 69V70H195ZM176 70V71H175ZM180 70V71H179ZM191 70H195V71H191ZM203 74H202V73ZM204 72H206V73H204ZM182 73V74H181ZM190 78V77H189ZM198 83H200V84H198ZM201 83H204V84H202L201 85ZM201 85V86H200ZM206 88H208V89H206ZM211 90V89H210ZM203 91V92H202ZM211 91H213V90H211ZM223 90H221V91H217V93H221ZM210 92V93H209ZM201 93V94H200ZM193 94H195V95H193ZM204 94H206V95H204ZM191 95L193 96L192 98H191ZM208 95V96H209ZM206 96V98L205 99H203L204 97ZM198 99H199V101H198ZM187 100V101H186ZM188 102V103H187ZM193 102V103H192ZM194 102H195V104H198V103H204L205 102V106L203 105L202 107V112H200L199 114H197L199 117H197V118H199V119H197V118H195V120H194V118L192 117L193 115H190V116H187L188 115V113L190 114V112H188V111H190L193 107H195L196 105L194 104ZM192 103V104H191ZM208 103V104H207ZM208 105L210 106V108L208 107ZM207 107H208V109H207ZM244 107L246 108V110L244 109ZM182 109V110H181ZM205 109V110H204ZM244 109V110H243ZM206 110H209V112L207 113L206 112ZM249 110V111H248ZM204 111V112H203ZM247 111V112H246ZM242 112V113H241ZM246 112V113H245ZM177 113V114H178ZM185 113H187V114H185ZM203 115H202V114ZM204 113H207L208 115H206L205 116V114ZM182 114V115H181ZM184 114H185V116H186V118L188 117H191V118H189V121H187L186 119H185V116H184ZM202 116H201V115ZM197 115H194V117H196ZM244 115H246V117L244 116ZM181 116V117H180ZM201 117V118H200ZM204 117H206L205 119H204ZM239 118V119H238ZM245 118V119H244ZM263 118V120H260V119H262ZM180 119V120H179ZM181 119H183L182 121H181ZM206 119H208L209 121H210V123L209 124H211V122H212V126L211 125H208V126H206L207 128H206V131L204 130V133H203V131H202V133H201V137H202V139L205 141V145H201V143H200V140H199V143H198V141H195V139H189V141L188 140H186V139H188V138H184L185 137V135H184V133L192 126V125H194L195 123H197L198 121L200 122V120H201V122L202 121H205ZM234 119V120H233ZM236 119V120H235ZM185 120V121H184ZM198 120V121H197ZM226 122L225 124L223 123L224 121ZM231 120H233V123H232V121ZM244 120V121H243ZM235 121V122H234ZM242 121V122H241ZM255 121V122H254ZM258 121H261V122H258ZM176 122V123H175ZM185 122H188V123H186L185 124ZM216 122H217V124H216ZM222 122V123H221ZM262 122H263V124H262ZM177 123H178V125H177ZM194 123V124H193ZM219 123H221V124H219ZM257 123V124H256ZM176 124V127L174 126ZM180 124V125H179ZM182 124V125H181ZM256 124V125H255ZM2 124L0 123V129H2V130H0V134L2 133V135H0V151L2 152V150H4V149H1V148H3V146H4V143H6L7 142V144H5V146H4V148L5 147H7L6 145H8V142H10V143H12L13 144V142L15 143V141H19V140H17V137H16V140L15 141H12L13 140V138H15V137H13V138H11V139H6V138H8V137H6L5 135H4V132L6 131L5 130V128H2L3 126H1ZM173 125V126H172ZM190 125V126H189ZM224 125H226L225 127H224ZM188 126V127H187ZM182 127V128H181ZM217 127H219L220 129H217ZM252 127V128H251ZM184 128V129H183ZM185 128L187 129V130H185ZM180 129H181V131L182 130H184V131H182V133L181 132H179L180 131ZM207 129H209V130H207ZM210 129H212V130H210ZM4 130V131H3ZM216 133H215V132ZM243 131V132H242ZM184 132V133H183ZM212 132H213V135H212ZM217 132H222L221 134H223L222 135V138H221V140H219V141H217V142H213L212 143V139H213V137L217 134ZM180 133V134H179ZM207 133V134H206ZM170 134V135H169ZM172 134V135H171ZM175 134V135H174ZM176 134L178 135V138L176 137ZM206 134V135H205ZM3 135H4V137H3ZM184 135V136H183ZM234 135H235V138H232V137H234ZM1 136H2V138H4V140L2 141V138H1ZM179 136L181 137V138H179ZM170 138H172V139H170ZM182 138H184V140L185 141H187V142H185V144H184V140L182 139ZM208 138V139H207ZM171 140V141H170ZM180 140V141H179ZM194 140V141H193ZM12 141V142H11ZM168 141H170V142H172L171 144H170V142H168ZM182 141V142H181ZM192 141V142H191ZM208 141V142H207ZM2 142H4V143H2ZM21 142V141H20ZM20 142H18V143H15V147L12 145V144H10L9 143V146H13L12 148H13V150H12V148H5V149H7V150H12V151H14V152H19L18 151V148L19 149H21L22 147H23V149H25L26 148V145H23L24 143H22V144H19ZM233 142V143H232ZM236 142V141H235ZM167 143H168V145H167ZM178 143H180V144H178ZM188 143V144H187ZM197 143V144H196ZM3 144V145H2ZM130 144V145H129ZM128 145H127V148L128 149H130V147H131V143H129ZM176 144L178 145V146H176ZM181 144H184L185 145V147L183 146L182 148H186V149H181ZM21 147H20V146ZM164 145L165 146H168V147H164ZM174 145H175V147H174ZM190 145V146H189ZM211 145V146H210ZM218 147H217V146ZM16 146L18 147V148H16ZM129 146V147H128ZM159 146V147H158ZM160 146H161V148H160ZM180 146V147H179ZM210 146V147H209ZM213 146V147H212ZM223 146H227V147H223ZM230 146V147H229ZM177 147H179L180 148V150H181V152L179 153V156H178V159L180 160V165H179V167H177L176 168V170L175 169H173L174 168V165H171L170 166V164L172 163L171 161V163L169 162V164H167L168 163V160H167V157L169 156L168 155V152H169V154L171 153V152H173V151H175V148L176 149H178ZM192 147V148H191ZM223 147V148H222ZM229 147V148H228ZM159 148V150H160V152H159V150H157V149ZM165 149V148H167V150H166V152H165V150H163V149ZM174 148V149H173ZM191 148V149H190ZM213 148V149H212ZM221 149V150H219V149ZM17 151H16V150ZM222 149L223 150H226V152L224 151H222ZM228 149V150H227ZM157 150V151H156ZM210 150H212L213 152L212 153H210L211 151ZM217 150V151H216ZM219 150V151H218ZM6 151V150H5ZM8 151V152H9ZM12 151H10L9 153L6 151V152H4V153H8V154H11V155H13V154H15L14 152L12 153ZM194 151V152H193ZM196 151H198L199 153H196ZM216 151V152H215ZM222 151V152H221ZM228 151V152H227ZM0 152V153H1ZM155 152H157V154L155 153ZM164 152V153H163ZM183 152V153H182ZM218 152V153H217ZM219 152H221V154L219 153ZM3 153V154H4ZM20 153V152H19ZM18 153V154H19ZM149 153H153V154H149ZM163 153V154H162ZM186 153V154H185ZM197 155H196V154ZM215 153H216V157H219L218 155H220V158H219V160H218V158H217V160H215L214 161V158H215ZM226 153V154H225ZM2 154V153H1ZM0 154V155H1ZM8 154H6V156L8 155ZM17 154V155H18ZM146 154V155H145ZM159 154V155H158ZM188 154V155H187ZM190 154V155H189ZM204 155V158H203V155ZM214 154V155H213ZM223 154V157L221 156ZM5 155V154H4ZM149 155V156H148ZM156 155V156H155ZM157 155H158V157H157ZM163 155H166V160H164V158H162V157H164ZM184 155L186 156V157H184ZM208 155H210V157L208 156ZM224 155H226L227 157H228V162H227V157H225ZM4 157L3 156V158L2 159H5V161L7 160V158H8V156L7 157ZM195 156V157H194ZM212 156H213V159H212ZM0 157H2V155L0 156ZM11 156H9V158H10ZM149 158V160H147L148 158ZM194 157V158H193ZM207 157V158H206ZM209 157V158H208ZM223 158V162L224 163H222V161H220V160H222V158ZM231 157V156H230ZM8 158V159H9ZM142 158L144 159L143 161H142ZM159 158V159H158ZM161 158V159H160ZM190 158V159H189ZM201 158V159H200ZM225 158V159H224ZM1 158H0V205L2 204V202H3V200L5 199V197H6V195H7V192L8 191H11V189L12 188H16V187H19V186H21L22 185V182H20V181H18V180H16V179H14L15 178V174L13 173V172H11V169L4 163V161L2 160ZM48 159H49V161H48ZM48 159H44V160H47V161H45L46 163L47 162H49V163H47L48 165L51 163H53V162H51V158H48ZM66 159H65V162H66ZM153 159V161H154V159H158V160H162V161H158L156 164L153 162V161H151ZM194 159V160H193ZM204 159H209L208 160V163H207V161L206 160H204ZM211 159H212V161H211ZM216 159V158H215ZM32 160V159H31ZM67 160V164H69V161ZM155 160V161H156ZM192 160V162H190ZM202 160V161H201ZM204 160V161H203ZM33 161V160H32ZM53 161V160H52ZM95 161V162H94ZM98 161V162H97ZM146 161V162H145ZM194 161V162H193ZM197 161V162H196ZM198 161H199V163H198ZM221 163H220V162ZM44 162V163H45ZM76 162V163H75ZM89 162V163H88ZM103 162H104V164H103ZM143 162H145V164H143ZM159 162H161L160 164H162V165H160V166H158L159 164ZM186 162H188V163H186ZM201 162H202V164H203V166H202V164H201ZM207 163V165H206V163ZM210 162H212L213 163V165H210L211 163ZM215 162H217V164H219V165H221L220 167H219V165H217V164H215ZM36 164H39L37 161L35 162ZM73 163H75V166H72L73 165ZM82 163V164H83ZM167 165H166V164ZM192 163H194V165L192 164ZM197 163V164H196ZM205 163V164H204ZM210 163V164H209ZM49 165V166H52V165ZM107 164V165H106ZM151 164H155V165H151ZM163 164H164V166H163ZM173 164V163H172ZM193 165V168L191 169L190 167ZM224 164H226V165H223ZM169 165V166H168ZM196 165H198V166H196ZM202 167H201V166ZM215 165V166H214ZM55 166V165H54ZM83 166H85V165H83ZM163 166V167H162ZM185 166H188V167H185ZM190 166V167H189ZM200 166V167H199ZM206 166H209V167H213V168H209V167H206ZM226 166V167H225ZM74 167H76L75 169H74ZM116 167H118V166H116ZM142 167H145L146 168V170H145V168H142ZM151 167H153V168H151ZM154 167H156V168H154ZM157 167H159L158 169H159V172L158 171H156V169H157ZM164 167H167L168 169H165ZM226 168L225 170L226 171H229V177H228V180L230 181V183L227 185V183L229 182V181H227V175H226V172L225 173H223L224 171H223V169L224 168ZM227 167H229L228 169H227ZM242 167V166H241ZM164 168V169H163ZM179 168H180V171H177V170H179ZM186 168V169H185ZM202 170H201V169ZM204 168H208L207 170L206 169H204ZM216 168V169H215ZM220 168V169H219ZM91 169L93 170V171H91ZM140 169H144L143 171H149V173H145V172H143V171H141ZM151 169H153V170H151ZM182 169V170H181ZM190 169V170H189ZM201 170V172H203V175H202V173L200 172V170ZM213 169V170H217L218 171V169H219V172H217L216 171V173H220V178L218 177H216V176H218L216 173H215V171H213V175L215 174V179L213 178V176L211 175L212 174V171L211 170ZM235 169H237V170H235ZM68 170V169H67ZM79 170H77V172L79 171ZM134 170V169H133ZM152 172H151V171ZM171 170V171H170ZM174 170H175V172H174ZM184 170V173L182 172ZM186 170V171H185ZM193 170V171H192ZM196 170V171H195ZM199 170V171H198ZM232 170V172H230ZM234 170V171H233ZM243 170V171H242ZM76 171V170H75ZM79 171V172H80ZM167 171V172H166ZM189 171H191L190 172V174L188 173ZM194 171H195V173H194ZM198 171V172H197ZM207 171H209V172H207ZM223 171V172H222ZM235 171H242L241 172V174H245L246 173V175H248V176H246L245 175V177L248 179V177L250 178L251 177V180L249 179V180H247L245 177H244V174H243V177L241 178L240 176H242V175H240V172H235ZM85 172H87V173H85ZM92 172H94V173H92ZM96 172V173H95ZM128 173L127 171H125L124 169H122V170H120V173ZM134 172V171H133ZM153 174V177H152V174ZM154 172V173H153ZM155 172L157 173V174H155ZM173 173L174 172V174H176V175H174V174H172V176H167V174L168 175H171V174H169V173ZM177 172H178V174H177ZM181 172V173H180ZM186 172V173H185ZM145 173V174H144ZM184 175H183V174ZM188 173V174H187ZM193 173V174H192ZM197 173V174H196ZM205 173V174H204ZM206 173H208L207 175H209L210 173V176L212 177H210V176H207V177H209L210 179H213V181H212V183L211 184H209V178H207V177H205L206 176ZM231 173H233L232 175H234L233 177H235L236 175L238 176V177H240L239 179L241 180V179H243L244 181H242V184L240 183L239 184V179L238 178H236L237 179V181L234 179V178H232V179H234V180H232L231 181V179H229V178H231L232 177V175H231ZM235 173V174H234ZM78 174V173H77ZM143 174V175H142ZM147 174H150V176L151 177H149V176H147ZM164 174H166V177H164V176H162V175H164ZM188 175V178L191 176V178L193 177V176H195L193 179H191V178H189V179H185V178H187V175ZM202 175V176H200V177H198V178H196V176H198V175ZM225 176L226 175V177H224L223 175ZM239 174V175H238ZM103 177H102V176ZM139 175H140V179L138 178L139 177ZM141 175L143 176V177H141ZM156 175V176H155ZM158 175V176H157ZM162 177H164V179L162 178L161 179V176ZM180 175H183V176H185L186 175V177L184 178V181H183V184H182V181H179V180H182L183 178V176L181 177H179ZM222 175V176H221ZM250 175V176H249ZM176 176H178L177 178H178V180L176 179ZM94 177H96V179L94 178ZM106 177H108L107 178V181L110 179V180H115L114 182H116V184H114V182H111L110 180V182L108 181H106V183H104V179L106 180ZM112 177H115V178H112ZM147 177H149V179L147 178ZM154 177H156V178H154ZM158 177V178H157ZM168 177H169V179H168ZM174 177V178H173ZM201 177H203V178H201ZM222 177H224V178H226V179H223V181H222ZM102 178H103V182H102ZM136 178H138V179H136ZM147 178V180H145ZM172 178H173V182H171L170 180H172ZM179 178H182V179H179ZM199 178L201 179V181L199 180ZM204 178H207V180L205 179L204 180ZM216 178L219 180H221L222 182H224V180L226 181V185H225V188H226V186H230L231 185V188H228L227 187V189H225L224 187H222V185H223V183H221V185L220 184H216L215 182H217V181H215L216 180ZM254 178V179H253ZM154 181H153V180ZM170 181V183H172V185L170 184L169 185V182H168V180ZM174 179H176V181L174 180ZM202 179H203V181L205 182V183H207L208 184V186L206 187V185L205 184H202V187H206V189H208V191H206L205 189H203L204 191H206V193L203 191V190H198V189H200V188H202L201 186H197V183L198 184H200L201 185V182H202ZM252 179L253 180H256L255 181V183H256V185H255V183H253L254 181H252ZM70 180V179H69ZM100 180V181H99ZM145 180V181H144ZM150 181V182H147V184L145 183L146 181ZM156 180V181H155ZM159 180H160V182L161 181H163V180H165L166 182H161V183H166L167 185H169V188L167 189L168 191L170 190V191H172V193L171 194H173V195H175V196H180V194H181V192H182V190H183V192L184 191H186V193H188V194H186L185 192V195L183 196V194H181L182 196L181 197H183V198H181V197H179V198H177V197H174V196H172L171 194H170V191L168 192L167 190L165 191V189L168 187L166 184H164L165 186H166V188H164V190H163V187H165V186H163V184H161L160 182H159ZM185 180H188L187 182L185 181ZM192 181V183H190L191 181ZM193 180H194V182H193ZM196 180H198L197 182H196ZM209 180V181H208ZM82 181V182H81ZM120 181V182H119ZM177 181H178V183H177ZM233 181L235 182L236 181V183H237V185H235V183H233ZM239 181V182H238ZM251 182V185H250V188L249 189H251V191H249V189H248V187H244L245 189H248V190H245L242 186H249V182L246 184V182ZM264 176H263V178H262V185H263V188H264ZM152 182V183H151ZM175 182V183H174ZM185 182H186V184H185ZM203 182V183H204ZM213 182H214V185H213ZM245 184H244V183ZM110 183V184H109ZM145 183V184H144ZM174 183V184H173ZM179 183L180 184H182L183 186H189V184H191L190 186H189V188L190 187H192V188H194V186H195V188L194 189H196V187H198L195 191L192 189V188H190V189H187L188 187H183L182 185H179ZM188 183V184H187ZM196 183V184H195ZM231 183H233V184H231ZM259 183V184H258ZM129 184V185H128ZM144 184V185H143ZM157 184H159V185H157ZM162 185V187H161V185ZM194 186H193V185ZM238 184L240 185V187L238 186ZM252 184H253V186H252ZM131 185V186H130ZM146 185H149L148 187L146 186ZM152 185V186H151ZM177 185H179V186H181L180 188H182V190L179 188V187H177L178 189L175 191L174 189H176L175 187ZM211 185H213V188L215 187V189L218 187V186H220V189H222L220 192H221V195H222V200H221V195H220V193H217L218 194V196H216L217 194L215 193L216 191H218L217 189H219V187L215 190V189H213L212 188V186L210 187ZM223 185V186H224ZM236 187H234V186ZM255 185V186H254ZM262 185H261V188H262ZM33 187H32V189L35 187L34 185H32ZM136 186V187H135ZM155 186V187H154ZM158 188H157V187ZM171 186H173V187H171ZM233 186V187H232ZM237 186H238V188H237ZM253 188H252V187ZM258 186V188H259V191L261 192V193H256V192H259L258 190H257V187ZM154 188V191H153V188ZM159 187H160V189H159ZM170 187L171 188H173V189H170ZM222 187V188H221ZM242 187V188H241ZM256 188V190H255V188ZM46 188V189H45ZM134 188V189H133ZM149 188H151L150 190H149ZM155 188H156V190L157 189H159L158 191H162L163 193L164 192H166L167 194H166V197L168 196V193H169V197H171V198H166L165 200H167L169 203H167V201H164V196L162 197V198H159V197H161V195H163V193H161V192H157V191H155ZM210 188V189H209ZM211 188L213 189V190H215V191H211ZM233 188H235V189H237V192H236V190L235 189H233ZM244 189V190H242V191H245V193L246 192H248V194L246 193V194H244V192H242L241 191V189ZM50 189V190H49ZM55 189V190H54ZM180 189V190H179ZM186 189V190H185ZM192 189V190H191ZM219 189V190H220ZM229 189H231V192L233 191V193H229L230 192V190ZM255 190V191H253V190ZM179 190V192H177ZM187 190H188V192H187ZM224 190V191H223ZM225 190H227V191H225ZM238 190H240V191H238ZM55 191V192H54ZM173 191H175V193H177V194H175ZM191 191V192H190ZM194 191V192H193ZM196 191H199L200 192V194L198 193V192H196ZM202 191H203V193H202ZM209 191H211V192H209ZM222 191L224 192L223 194L225 195V197H226V199L225 198H223V194H222ZM150 192H152V193H150ZM155 192H157V193H155ZM189 192L192 194V195H190V197H189ZM193 192V193H192ZM213 193V197H211V200H210V203L209 202H206L205 201V199H206V196H211V194H208V193ZM243 193L242 195H241V193ZM250 192H251V194L253 193V195L255 196H250L251 194H250ZM65 193V194H64ZM154 193V194H153ZM178 193H179V195H178ZM194 193H198L196 196H200L201 194H205L204 196L202 195V198L204 197V199H199V198H201V196L199 197V198H197L196 196H193V194ZM226 193H229V195H227L226 196ZM239 195H238V194ZM46 194V195H45ZM161 194V195H160ZM230 194L231 195H233V194H237V195H235V197L236 196H239V197H242L243 198V196H249V197H246V198H244L245 200H243V199H240L239 197H238V199H240V200H235V198H229L228 196H230ZM259 194V195H258ZM109 195H111V196H109ZM188 196L187 198H185V196ZM195 195V194H194ZM104 196H106V197H108V200L104 197ZM191 196H193V197H195V198H197V201L195 200V198H193V197H191ZM216 196V197H215ZM256 196H259V197H256ZM104 197V198H103ZM110 197V198H109ZM173 197L174 198H176V200H178V199H180L181 200V202L182 203H179L180 202V200H179V202L178 201H176V202H178L180 205L181 204H183V202L184 201H187V202H190L191 200H192V202H193V204H199V202H201V201H205L206 202V204L205 205H207V207L209 206V204H210V207L211 206H215V205H212V204H216V202L218 203V205H216V207L218 206V208L219 209H221L222 208V206H223V208L221 209V210H219L218 208H217V210H215V208H214V211H213V209H211L213 212H211L212 213V216L210 215V217H212L213 219L215 218V217H221L220 219L218 218V219H216L217 220V222L216 223H218V227L217 228H215L214 230L212 229V232L213 231H217L216 233H214L213 232V234L211 233V229H208V228H205V229H207L209 232H210V234H209V232H205V230H204V228H202L203 226L202 225H200L199 226V224H197L195 221H193V219L194 218H196L197 219V214L195 215V214H191V212H186V213H189V214H191V215H188L189 216V218L191 219H189L188 217L186 218L185 216V219L183 218L182 220L184 221V220H186V219H189L190 221H184L185 222V224H184V222L182 221V223L181 222H178V223H181L180 225H176V220H175V223H173L174 222V219H177L178 220V217H173L172 215H175V214H168L169 213V211H168V209L167 208H171V206H173V205H175V207L176 208H178L179 206L177 205L176 206V202H175V200L173 199ZM234 197V196H233ZM254 197V198H253ZM262 197V198H261ZM103 198V199H102ZM112 198V199H111ZM154 198H155V202H154ZM159 198V200H157L156 201V199H158ZM184 198H185V200H184ZM189 198V199H188ZM193 198V199H192ZM215 198V199H214ZM249 198V199H248ZM256 198V199H255ZM257 198H259V199H261V200H259V199H257ZM104 199L106 200V201H104ZM153 201H152V200ZM162 201H161V200ZM174 200V202L176 203H174L173 204V201H171V200ZM208 199V201H209V199H210V197L209 198H207ZM216 199H218V201H216ZM227 199H229L228 201H227ZM232 199H233V201H232ZM237 199V198H236ZM256 201H258V202H256ZM263 199V200H262ZM51 200H53V201H51ZM110 200H113V201H110ZM194 200V201H193ZM199 200V201H198ZM201 200V201H200ZM216 202H215V201ZM243 200V201H242ZM249 200H254L253 202H256V203H253L252 201H248ZM48 201H49V203H48ZM160 201H161V204L163 203V205H161V204H159L160 203ZM170 201H171V205H170ZM196 201V202H195ZM204 201L202 202L203 204H204ZM211 201H212V203H211ZM214 201V202H213ZM222 201V202H221ZM224 201V202H223ZM228 202V204L226 203V202ZM234 201H235V203H234ZM248 202V204L246 203V202ZM259 201H261V202H263L262 203V205H260L259 206ZM47 202V203H46ZM159 202V203H158ZM195 202V203H194ZM220 202H221V204H220ZM232 202V203H231ZM239 202H240V204H239ZM245 203V205H244V203ZM252 202V203H251ZM51 203V204H50ZM55 203V204H54ZM167 203V205H164V204H166ZM185 203V202H184ZM202 203H200V204H202ZM227 204L228 206H229V208L227 207V206H225L224 204ZM233 204L232 206L233 207H235V209L236 208H239V207H242V209H247V210H249V211H247V210H245L246 212H244V211H241L240 209H238V210H236V211H238V214H239V216H238V214L236 213V211H235V209H230L231 208V204ZM239 205L238 207H236L237 206V204ZM243 203V205H244V208H243V205L241 206V204ZM251 203V204H250ZM46 204V205H45ZM89 204L92 206H94V205H97L95 208L97 209H95L93 206H92V208L89 206ZM185 204H187V203H185ZM185 204H183L182 206L184 207V205ZM191 205L192 203L190 202V203H188L187 205ZM192 204V205H193ZM221 206H220V205ZM247 204V205H246ZM252 204H255V205H252ZM49 205H50V207H49ZM53 205H55V206H53ZM170 207H169V206ZM187 205H185V207H187ZM189 205V206H190ZM236 205V206H235ZM250 205H252V206H250ZM43 206V207H42ZM47 206V207H46ZM53 206V207H52ZM165 206V207H164ZM202 206V205H201ZM204 206V205H203ZM59 207V210H56V208H58ZM91 209V210H89V208ZM123 209V211H121V212H123V213H125V214H127V215H130L129 213H132L129 217L131 218V219H134L133 221H132V223L135 225V227L133 226V230L135 231H133L135 234H133V232H131V230L129 231V232H131L130 234L129 233H127L128 232V230H127V232H121V231H119L118 233H116L117 232V230H116V232H114V230L112 229V231H110V233L109 234H111V232H112V235H110V237H109V239L108 240H106L107 241V244H106V242H102L103 240H99L100 242H98L97 243V241H98V239L95 237V235H94V232H93V227H94V225H95V223H94V221L96 222L99 218H97V217H99V215H100V219H99V222H100V220L102 219L103 221H107V220H110V216H109V214H111V211L112 212H114V210H118V208L121 210V208ZM160 207H162L163 208V211L165 210V211H168V215H169V217H173V222L172 223H169V220L171 221V219L169 218V220L167 219L168 218V216H167V218H166V214H165V212H164V214H160V212L159 211H161V213H163L162 212V210H160L161 208ZM167 207V208H166ZM221 207V208H220ZM246 207H249V209L248 208H246ZM250 207H252V208H250ZM55 208V209H54ZM173 209H174V207H172ZM171 208V209H172ZM225 208H228V209H230L231 211H233V212H231V211H229V210H227V209H225ZM253 208V209H254ZM46 209V210H45ZM50 209V210H49ZM54 210V212H51V211H53ZM61 209L63 210V209H65L64 211H66V212H68V216H67V213L66 212H63V211H61ZM99 209V210H98ZM157 209H159L158 210V212L159 213H157L156 212V210ZM167 209V210H166ZM260 209H261V211L262 210H264V208H262V207H260L259 208V211H260ZM48 210V211H47ZM170 210V209H169ZM227 210V211H226ZM255 210V209H254ZM251 210V211H253V214H251V216L252 215H254V213L256 212L257 213V211L255 210ZM46 211V212H45ZM61 211V214H58V212H60ZM80 212V214H82V215H80V214H77V212ZM95 211V212H94ZM97 211V212H96ZM100 211V212H99ZM172 210H170V212H171ZM175 211H176V209H174L173 210V212L175 213ZM220 211V212H219ZM260 211V214L261 215H263V218L262 217H259L260 216V214H259V212L256 214V216L254 215V217H252L251 219H248L247 221H248V223L249 222H251L250 220H254V221H256L257 220V222L256 223H253L254 221H252L250 224H252V228H251V231H253L255 234H260V231H259V227L262 225V224H264V211H262L261 212ZM49 212H50V214H52L53 213V216L52 215H50L49 214ZM55 212H56V214H58V216L60 215H62L61 217L59 216H57V215H55ZM64 214H63V213ZM76 212V213H75ZM78 212V213H79ZM82 212H84V215H83V213ZM129 212V213H128ZM173 212H171V213H173ZM214 212H217V214H218V212H219V214H218V216H215V215H213L214 214ZM229 212H230V214H229ZM241 212H243V214H241ZM27 213H28V215H27ZM47 213V214H46ZM75 213V214H74ZM193 213H195V212H193ZM222 213V214H221ZM232 213H234V215L232 214ZM49 214V215H48ZM74 214V215H73ZM77 214V215H76ZM90 214V215H89ZM91 214H93V215H91ZM95 214H99V215H96L95 216ZM157 214H160V215H158L157 216ZM220 214L223 216H220ZM245 214V215H244ZM259 214V216H257ZM75 215H76V217H78L79 218V220L81 219V220H84L83 219V217H86L87 215H88V217L89 216H92L93 218L92 219H88V217H87V219L89 220V221H86L87 219H85V222L87 223V225L89 224V226H87V225H85L86 223H84V225H83V223H82V221H81V223H80V221L78 220V223L79 224H82L81 226L77 223V219H76V217H75ZM86 215V216H85ZM165 215V220L166 221H164V219H160L159 218V216L160 217H162V216H164ZM235 215L236 216H238V219H235V221H234V219L233 218H236L235 217ZM240 215H244V216H246V215H248L247 217H246V220H245V217L243 216L242 217V219H239L240 218ZM30 216V215H29ZM46 216H48V217H46L47 218V221L49 222V224L51 225V223H52V228H50V226H49V224L48 225H46L45 227H47V228H44L45 229V233L44 232H41V226H44L45 225V223H47L45 220V217ZM49 216H50V218H49ZM51 216H52V218H51ZM81 218H80V217ZM83 216V217H82ZM132 216H134V217H132ZM192 216V217H191ZM196 216V217H195ZM24 217V218H25ZM54 217H55V219L57 218L58 219V223H59V220H60V218H61V220H60V223H61V221H62V223H63V226H62V224H58L57 222H55V221H57V219L55 220L54 219ZM62 217H64V219L62 218ZM75 217V218H74ZM96 217V218H95ZM159 219H158V218ZM194 217V218H193ZM230 217V218H229ZM232 217V218H231ZM256 217H258V219L256 218ZM41 218V219H40ZM49 218V219H48ZM129 218V219H130ZM263 219L262 220V222L259 220V219ZM29 219H30V221H29ZM43 219V220H42ZM76 219V220H75ZM97 219V220H96ZM180 219V218H179ZM196 219H194V220H196ZM230 219H232V220H230ZM33 222H32V221ZM50 220V221H49ZM55 220V221H54ZM74 220V221H73ZM93 220V221H92ZM163 220V221H162ZM215 220V219H214ZM224 220H225V217H224ZM52 221H54V222H52ZM64 221L66 222V223H64ZM69 221H70V223L73 221V225L71 226V225H69ZM76 221V223L78 224V225H76L74 222ZM92 221V222H91ZM181 221V220H180ZM192 221V222H191ZM246 221V222H247ZM258 221H260L259 223H258ZM32 222V223H31ZM51 222V223H50ZM84 222V221H83ZM129 222L131 223V221L129 220ZM166 223L165 225H164V228H163V224L162 223ZM186 222H190L189 224L187 223L186 224ZM27 223V224H26ZM30 223V224H29ZM33 223H35V224H33ZM38 223V224H37ZM42 223V225L40 226V224ZM91 223V224H90ZM93 223V224H92ZM129 223V224H130ZM195 223V224H194ZM262 223V224H261ZM44 224V225H43ZM54 224V225H53ZM64 224H66V225H64ZM74 224L76 225V227H78V228H76V227H74ZM137 224V225H136ZM157 224L159 225L160 224V226H162V229H164L162 232H161V227H160V229L159 228H157ZM168 224V225H167ZM170 224H172V226L173 225H175V226H178V227H175V226H169ZM190 224L192 225V226H194V228H195V231H194V233H193V230H194V228L192 227V226H190ZM197 224V225H196ZM236 224V223H235ZM241 223H240V221H238V223L236 224V226L238 225V227H239V225H240ZM20 225V226H19ZM36 225V226H35ZM69 225V226H68ZM167 225V226H166ZM187 225V228H185V226ZM189 225V226H188ZM219 225L221 226V227H219ZM260 225V226H259ZM15 226V227H14ZM48 226H49V228H48ZM57 226V228L59 227V228H62L63 229V231H60V230H62V229H58L57 230V228H55V227ZM61 226V227H60ZM65 226V227H64ZM67 226V227H66ZM71 226V230L72 231H74V232H72L71 230H70V227ZM109 226V225H108ZM180 226H183V227H181V230H179L180 229ZM196 226L198 227L199 226V228L200 229H198V228H196ZM248 226H250V225H248ZM28 227V228H27ZM65 229H64V228ZM140 227H142V228H140ZM173 229H172V228ZM189 227H191V229L189 228ZM205 227V226H204ZM251 227V226H250ZM262 227H263V225H262ZM34 228V229H33ZM69 230H68V229ZM73 228L74 229H78L79 230V228H80V230L78 231V230H73ZM165 228H168L169 230H167V229H165ZM175 228H179L178 230L177 229H175ZM183 228V229H182ZM210 228V227H209ZM220 228V229H219ZM249 228V227H248ZM264 228V227H263ZM16 229V230H15ZM23 229V230H22ZM40 231H39V230ZM44 229H42V231L44 230ZM52 229V230H51ZM56 230V231H54V230ZM159 229V230H158ZM185 229V230H184ZM200 230V231H203V232H205V233H200V231H197V230ZM217 229H219V230H221V232L219 231V234H217L218 233V230ZM20 230V231H19ZM32 230H33V232H32ZM36 230V231H35ZM46 230L47 231H49V233L47 234V232H46ZM119 230H124V227L123 228H121V229H119ZM126 230V229H125ZM124 230V231H125ZM156 230V231H155ZM175 230V231H174ZM188 230V231H187ZM240 230H242V232L240 231ZM51 231V232H50ZM67 231H68V233H67ZM138 231V232H137ZM144 233H143V232ZM155 231V232H154ZM158 231V232H157ZM161 233H160V232ZM166 231V232H165ZM178 231V232H177ZM181 231V232H180ZM182 231H184L183 233H182ZM189 231H191L192 233H190L189 234ZM0 232H1V228H0ZM21 232H23L22 234H20ZM39 232H41V233H39ZM61 232H65L66 234H65V238L67 237V239L66 240H63L64 239V237L63 236H61L63 233H61ZM69 232H71V234H73L72 236L70 235V233ZM93 232V233H92ZM137 232V233H136ZM139 232H141V234L139 233ZM176 232V233H175ZM180 232V233H179ZM187 232V233H186ZM196 232H199L200 234L198 235V233H196ZM223 232H226L225 230L223 231ZM29 233V234H28ZM32 235H31V234ZM61 233V234H60ZM75 233V234H74ZM115 233V234H114ZM121 233V234H120ZM125 233H127V234H125ZM140 235H139V234ZM155 233V234H154ZM156 233L157 234H159V235H156ZM162 233H164V235H161ZM225 234V235H227V237L230 239V241H228L229 239L224 235H222L221 236V234ZM18 234V235H17ZM42 234V235H41ZM184 234H189V236L191 235H193L192 237L190 236H188V235H184ZM198 235V238H197V236L196 235ZM203 234H204V236H203ZM211 235V236H209V237H205V235ZM215 234V235H214ZM217 234V235H216ZM31 235V236H30ZM77 235V236H76ZM195 235V236H194ZM200 235H202V237H201V239L202 238H205V239H207V240H199L201 243L202 242H205L204 244L205 245H202L200 242V244L199 243H197V241H198V239H199V236ZM214 236V239L212 238L213 236ZM40 238H42V239H40ZM87 238H86V237ZM111 236L113 237V238H111ZM116 238H115V237ZM120 236H122L121 238H120ZM216 236V237H215ZM217 236H218V238H220L221 237V239H218L217 238ZM241 236V237H242ZM0 237H1V235H0ZM69 237V238H68ZM119 237V238H118ZM189 237V238H188ZM196 237V238H195ZM226 237V239L224 240L223 238H225ZM231 237H232V239H231ZM22 238V239H21ZM35 238H37V240L35 239ZM63 238V239H62ZM126 238H128V239H126ZM192 238H195L194 240H195V242L193 241V240H191ZM209 238V239H208ZM210 238H212L213 239V241H214V243H215V241L217 242V239H218V242L216 243V245L215 244H213L212 242V239H210ZM215 238H216V240H215ZM234 238V239H233ZM25 239V240H24ZM40 239V240H39ZM83 239V241L81 242L80 240H82ZM113 239V240H112ZM112 240V241H111ZM190 241V243H191V245H192V242H193V248H190V246H189V241ZM197 240V241H196ZM209 240V242L212 244V246H211V244H209V242H207ZM219 240L221 241V242H219ZM226 240H227V242H226ZM19 241H20V243H19ZM23 241V242H22ZM37 244L38 242L37 241H40V243L39 244H37L36 246H34L35 245V243ZM63 241V242H62ZM108 241H111V242H108ZM126 241V242H125ZM192 241V242H191ZM225 241V242H224ZM60 242V243H59ZM83 243L82 245H81V243ZM88 244H87V243ZM150 242H153L155 245H153V243H150ZM163 242H165L166 244H170L171 246L169 247V248H172L173 250L175 249V251L177 252V253H175L174 252V254H176L177 256H178V258L179 259H177V257L172 253L173 251L171 250V249H169L168 248V250H171V251H169V253L171 254L170 255V257H168L169 256V253H168V250L167 249H165V250H167V252L166 251H163V252H161V246H164L163 245ZM224 242V243H223ZM230 242H231V244H230ZM17 243H18V245H17ZM29 243H31V244H29ZM59 243V244H58ZM105 243V244H104ZM111 243V245H109ZM149 243V244H148ZM164 243V244H165ZM182 243L185 245H187V243H188V246L189 247H186V246H182ZM223 244L222 246L220 245V244ZM226 243V244H225ZM23 244H24V246H23ZM76 244V246L78 245V244H80V246H78V250L80 251V250H82V255H81V253H79V251L77 252L76 251V253H74L75 252V247H74V245ZM87 244V245H86ZM104 244V245H103ZM208 244V245H207ZM27 245V247H25ZM40 245V246H39ZM44 245H45V247H44ZM59 245V246H58ZM61 245V246H60ZM86 245V246H85ZM104 246V249H103V246ZM109 245V246H108ZM128 245V246H127ZM130 245V246H129ZM179 245H181V247L179 246ZM197 245V246H196ZM210 245V247H208ZM215 245V246H214ZM18 246H19V248H18ZM20 246H22V248L20 247ZM194 246H196V247H198L197 249H195L196 247H194ZM228 246V247H227ZM15 247H17V248H15ZM25 247V248H24ZM34 247H39V249H36V252H34L35 251V249H34ZM58 247V248H57ZM60 247V248H59ZM81 247V248H80ZM86 247V248H85ZM106 247V248H105ZM183 247H185V249H187L188 248V250H194L193 252H195V254L193 255V252H191L192 254V256H187L186 255V253H185V251H184V253H182L181 254V252H183ZM213 248V250H212V248ZM74 248V249H73ZM85 248V249H84ZM88 248V249H87ZM100 248V249H99ZM130 248V249H129ZM132 248H134V249H132ZM153 249V250H151V254H149L150 253V251L148 250V252L146 251L145 253H144V251L145 250H147V249ZM190 248V249H189ZM203 250H202V249ZM216 248V247H215ZM28 249V250H27ZM72 249V250H71ZM90 249V250H89ZM94 249H96L97 251L99 250V253L101 254V256H100V254L99 253H97V255H99V256H96L97 257V259L95 258H93L92 259V257H91V253L90 252H92ZM19 250V251H18ZM74 250V251H73ZM84 250H88V251H86L87 253H89V254H86V252H84ZM128 250H130L131 251V255L130 254H127V253H129V251ZM136 250V251H135ZM190 250V251H191ZM196 250V251H195ZM202 250V251H201ZM217 250H219V248H217ZM228 250H226V251H228ZM30 251V252H29ZM68 251V253H66ZM71 251H73V254L71 255ZM103 251V252H102ZM124 251V252H123ZM135 253H134V252ZM139 251V252H138ZM141 251V252H140ZM152 251H153V253H152ZM155 251V252H154ZM205 251V252H204ZM20 252H22V253H20ZM24 252V253H23ZM104 253V254H102V253ZM119 252H121V253H119ZM122 252L123 253H126V254H122ZM142 252H143V254H142ZM158 252V253H157ZM165 252V253H164ZM12 253V254H11ZM58 253L60 254V255H62V256H59L58 255ZM62 253V254H61ZM67 254V256L66 257H64V255H66ZM77 253H79V254H77ZM85 253V254H84ZM93 253V252H92ZM133 253V254H132ZM139 253V254H138ZM157 255H156V254ZM162 253V254H161ZM168 255H167V254ZM205 253H209V254H205ZM23 254V255H22ZM69 254V255H68ZM75 254V255H74ZM108 254V255H107ZM113 254H114V256H113ZM118 254V258H117V260H116V258H114V257H117L116 255ZM120 254V255H119ZM121 254L123 255V257L121 256ZM142 254V255H141ZM150 256H149V255ZM164 254V255H163ZM166 254V255H165ZM21 255V256H20ZM72 257H71V256ZM86 256V257H84V256ZM87 255H88V257H87ZM110 255V256H109ZM129 255V256H128ZM135 255V256H134ZM141 255V256H140ZM146 255H148V256H146ZM156 255V256H155ZM206 255V256H205ZM8 258H7V257ZM70 256V262L68 261L67 262V257H69ZM75 256H78L77 258H79V261L77 262V258H75ZM107 256H109V257H111V258H109V257H107ZM122 257V260L120 259L121 257ZM125 256V257H124ZM139 256V257H138ZM145 258H143V257ZM152 256V257H151ZM155 256V257H154ZM164 256V257H163ZM166 256V257H165ZM174 256V258H172ZM194 256H195V258H194ZM247 256V255H246ZM245 256V254L242 256V261H244V257H246ZM62 257V258H61ZM64 257V258H63ZM132 257L136 260H132ZM138 257V258H137ZM140 257H142L143 258V262H142V258H140ZM148 257V258H147ZM154 257V258H153ZM176 257V258H175ZM187 257H189V258H187ZM61 258V259H60ZM73 258V259H72ZM75 258V259H74ZM82 258V259H81ZM84 258V259H83ZM89 258V259H88ZM99 258H101V260L99 259ZM105 258H107L106 260H105ZM125 258V259H124ZM152 258V259H151ZM157 258V259H156ZM159 258V259H158ZM164 259V261H162L163 259ZM166 258V259H165ZM171 258V259H170ZM192 258V259H191ZM194 258V259H193ZM8 259V260H7ZM92 259V260H91ZM114 259H115V261H116V263L114 262ZM127 259H128V261L129 262H126L127 261ZM130 259V260H129ZM139 261H138V260ZM149 259V260H148ZM187 259H189V260H187ZM191 259V260H190ZM23 260V261H22ZM59 260V261H58ZM62 260V261H61ZM63 260H65V262H63ZM75 260V261H74ZM82 260H84V261H86V260H88V261H86V262H84V261H82ZM97 260V261H96ZM125 260V261H124ZM147 260V261H146ZM157 260H159L158 262H155V261H157ZM160 260H161V262H160ZM246 260V259H245ZM74 261V262H73ZM92 261V262H91ZM101 261H103V262H105V263H103V262H101ZM117 261H118V263H117ZM123 261V262H122ZM154 261V263H152ZM196 261V262H195ZM201 261V262H200ZM206 261V262H205ZM59 262V263H58ZM83 262V263H82ZM89 262V263H88ZM120 262V263H119ZM164 262V263H165ZM110 263V264H111ZM165 263V264H166ZM214 264H217V263H214Z\"/></svg>",
  "mask_w": 264,
  "mask_h": 264
}]
</instances>
